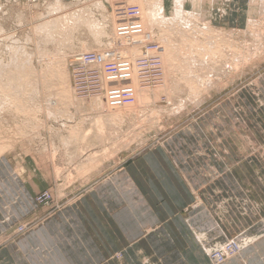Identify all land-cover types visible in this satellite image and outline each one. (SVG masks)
Returning <instances> with one entry per match:
<instances>
[{"label":"rangeland","instance_id":"rangeland-1","mask_svg":"<svg viewBox=\"0 0 264 264\" xmlns=\"http://www.w3.org/2000/svg\"><path fill=\"white\" fill-rule=\"evenodd\" d=\"M78 1H81V0H63V2L67 4H77L79 3ZM126 1H130V3H132L131 0H126ZM138 1L142 3L143 0H136V2H133V3H137ZM259 1L262 2V0H249V7L246 13L247 17L243 16L242 14L236 13V15L233 16L232 20L226 18L228 16H231L230 13L226 11L227 9L226 4L228 3L229 5L230 3V1L228 0H222V1L215 0L216 3L214 2L212 7H209L207 10H205L203 14L200 12L202 10V4L201 2L199 3V0H198L199 4L196 3L195 5H192V8H189L187 5L185 6L186 10L195 11L197 13V14H194V16L192 17H188L187 15L185 18L186 19L185 22H183V20L180 21L188 25H191V24L194 25V27L186 28L188 34L193 33V34L198 35L202 39H204L206 38V34H207L206 31L210 27H212L210 29L218 28L219 30H225L227 31V33H232V34H226V35L219 34V37H223V40H225V45L226 43L231 44L232 50L236 51L237 53L239 52L238 55L236 56L228 55L229 59L227 60L224 58V63H227V65L224 68H221L220 70L216 71L215 77L210 78V83L205 84L201 88V90L203 89L202 94H196L195 96L192 94V88L190 86L187 87V85H185L181 80H177L181 78V73L179 71H176L177 72L176 74V72L174 73L173 70L171 71L168 70L169 68L167 64L171 62V60H168L167 62L160 61L159 42L164 40L163 38H165L164 36L165 32L160 30L159 27L154 28V31H152V34L146 35L145 36L146 38L141 37V38H144L141 40L145 41V42L144 41L142 42L147 43V45L149 46L148 47L149 52L152 53V56H154L153 59L155 61L154 62L155 65H153L151 69L155 71L154 72L155 77L161 78L159 83H157L155 86L152 83L147 84V81H145L146 76L143 74L145 71L144 72L141 71L142 74L138 76V79H134L133 76L136 78V75L134 71L132 73V69L130 71H127L126 68L124 69L122 65L123 63H121L120 60L118 61L121 63V65L116 64L117 61L115 58L122 57V58L128 59L127 56L131 55V53L126 54L127 52H130L129 50H132L128 48H131V45L133 48L136 44V41L133 42V38L131 36H133V34L135 35L139 33H140L139 36L141 35L144 36L140 31L139 32L136 31L140 29V27L142 28L141 24L138 22V18H136L138 12L140 11V7H141V6L139 7L137 4L142 5L140 3L134 4V6L131 5L133 11L132 13L128 15L123 14L121 17H123L124 19L118 17V9L116 10V8H119L121 3L124 4L125 0H101L102 4L104 5V9L106 10V13L102 12L103 8H101L100 10H98L99 8H96V7H95L96 9L93 8V11L94 12L96 11L95 12L96 18L99 19L101 18L102 13L103 15L105 14L104 18L106 17L108 21L104 20V18L103 20L108 27L111 26V28L110 27L106 28V29H109L110 32L115 29V28L112 29L113 26L116 27L118 25L119 28L121 27V24L119 23V21H123L125 24L132 25V29L129 34L130 35L129 37L131 38V40L130 39L128 40L129 37L119 38L120 37L118 36L119 32L118 33L116 32V31H119V28H118V30H115V34L113 31L111 32L113 36L115 35L114 37L111 36L110 35L111 33L109 32H108V35H106L107 38H105L106 36L101 37V39L103 38L105 39V40L103 39L100 41L104 43V45L102 44L99 45L100 43H98L97 40H95L94 37H92V35H90L87 32L89 31V28L83 25L81 26L79 25V28L77 27L78 30L76 28L75 32L73 33V34L77 33L76 35H74V38L77 40H75L74 38L72 39L74 41L72 42V44H74L72 45L73 48L71 49V46L70 47L64 46V48L65 47L67 49L70 48L65 51L64 48L59 47V51H57V55H58V52H60L61 48H62L61 52L65 51L68 55L65 54L66 56L65 55L61 56V54H64V53H60V56L59 55L57 56V55H54L56 54V52H54L56 51L55 47L58 50L57 46H61V45H59V43H57L58 44L57 45L56 42L53 41V43L55 42L54 44L57 46H55L54 44L52 46V43L50 42L51 40L49 41L50 38L49 39L47 38L48 40L44 39L45 42L47 41L46 44L50 42L47 45H45V42H41L40 39L42 40L43 38H46V36L43 37L44 32L38 29V21H36V19L38 18L37 15H41V14L45 15L47 14L46 12L49 13L52 10L51 3L55 2V0H0V27L8 31V32L6 31L7 33L4 32L5 35L7 34L9 35L7 39H4V38L0 39V46L2 44V46L6 49V52H5V49L0 51V53L5 52L4 53L5 55L3 54L2 56H0L1 64L2 65L10 64L9 67L11 68L13 63H15L14 60L20 57L18 58V60H16V62L17 63L18 61L21 62V64L20 63L18 64H20L21 67H25V69L27 70V72L25 69L23 70V68L19 67L20 65H18L17 63H15L16 66L15 64L13 65L14 67H16L15 71L13 70V72L12 70L10 71L9 67L7 68L5 65L4 67L2 66L3 67L2 69L6 67V69L9 71L6 70L7 71L6 72L4 71L5 69L2 70L5 73L2 77L4 78V81H3L4 85H1V86L2 88H5V87L8 88L7 86L8 84L10 87H12L13 86L12 84H14V82L16 81H20V82H17L19 86L21 85L20 83H23L22 84L23 86L26 83H24L22 79L24 78V76L25 78H27V75H28V78L30 76H33V80L38 81V83H35V85L36 84L39 85V87L35 86L39 90L33 87L35 88L34 91L35 90L39 91V92L35 91L36 93L33 92L36 94L35 96L36 101L34 100L33 98L34 96L32 95L33 96V97L31 96L32 100L31 101L29 100V102L26 98L28 99L31 98L30 97L31 94L28 92L30 90L29 86L31 84H29V86L28 85L23 86V89L26 91V93L25 94L22 93L23 95L20 93V95L22 96L28 95V97L26 96L23 97L26 99L24 100L27 101L26 102L27 105L26 106L23 105L20 107L21 103L19 104L15 102V104L19 108L14 106L15 104L11 105L12 103H10L9 105L8 102L4 99V95H3L4 93L0 92L1 94L3 93L2 95H0V99H2V101L5 100L4 102H1V103H4L6 107L4 104H0V105L2 106L4 105L3 108H5L7 112L12 109L14 110L15 108V111L17 113L14 111L13 113H15L17 115L16 117H18L17 119L13 118L15 117V114L12 113L13 116L11 115L10 120H9V116L12 111H9L8 113H6L4 111L5 109H3L2 106H0L1 107L0 111H2L0 113L4 114V115L2 114L0 115V120H1L0 127H3L5 130L4 131L2 129L3 130L2 132L0 128V144H1L0 147L2 146L0 148V159L1 158L4 159V161L6 162L5 166L15 171L14 176L24 181L25 199L29 204V206L26 205L28 209L24 213V216H23L24 218L22 217L20 218L21 220L14 222L12 226H8L7 229L4 230L0 234V252L4 250H8L7 253H9V258L15 259V247L14 246H15L16 241H21V239L25 238L26 235H29L32 232L44 227L45 225L48 224L50 220L60 219L63 216V214H65V212L68 210H76V212H79V206H80L81 200L83 198H86V196H90L92 192L94 191L93 189L96 187V184H98L101 180H104L111 175L112 173L110 169L111 167L109 168L107 163L112 162L114 163V167L122 168L129 162H133L134 158L138 157V155L143 154L145 151L163 143L167 138H169L172 134H174V132H178L182 128L191 124L193 120H199L201 117L202 118L200 120H203L204 116L207 114L208 111L212 110V108L219 106L220 103L226 101L227 99L233 96L240 94L244 90H248L252 88L250 90V93H252L253 96L258 95L259 97L260 89L255 86L259 83V81L261 82L264 79V5H260L259 7L258 6ZM168 2H171V3H167L168 7L173 8V5H172L173 1L168 0ZM89 4H91L90 1H89ZM221 4H224L223 8L219 6ZM215 6H218V10L216 11L215 14L212 15L213 8ZM20 15L23 17H21ZM34 16L35 18L36 17L37 18L34 19ZM129 16L130 18L128 20L127 17ZM19 17L23 19L21 20L19 19ZM110 17H113V18L111 19ZM224 17L226 19L222 20V18ZM109 18L111 19V21ZM178 18H180V16H178ZM252 20H254V23L256 24V26L252 25L251 23ZM21 21H23L22 22L23 27L22 25H20ZM33 26L35 28L37 27L36 30L43 32V34L40 33L39 31L38 33H36ZM157 29H159V31ZM31 30L33 31L31 32ZM132 30L136 32L133 33ZM195 30H199V31L196 33ZM33 32L36 33L37 35L34 34ZM80 32L82 33L80 34ZM14 33H16V36ZM10 34L12 36H10ZM32 34H34V36ZM26 35L28 36V38H26ZM39 35L42 38H39ZM153 35H155V37H153ZM79 36H82V37H79ZM151 36L153 38H151ZM21 37H24L27 40L32 39L31 40L32 43L29 40H28L29 43L25 42L24 38H21ZM12 38L13 40H11ZM15 38L19 40L21 39V40L15 41L14 40ZM179 38H180L179 36H175L174 40H179ZM5 40H8V42L6 43ZM17 41L22 42V43H18ZM90 41H92V43ZM202 41H205V40H202ZM36 42L38 44H36ZM112 42H114L115 44ZM9 43L17 47L19 45L22 47L25 45L26 46H25V49H23L24 47L22 49H20L21 47H19V50H18L17 47L14 48V46L13 45L11 46ZM42 43L44 44L40 46ZM88 43L92 44L91 45L92 47L96 45L94 47H96L97 50L96 49H91L92 51L89 50L91 47ZM228 44L227 46H229ZM5 45H8V46H5ZM36 45H39V46H36ZM44 45L48 47L51 46L50 48L52 50L48 47H43ZM124 46L128 48L126 49ZM3 47H0V49H2ZM37 47H38V51H37ZM44 48L46 50L50 49L49 50L50 52L46 51ZM121 48L125 50L122 51ZM13 49H14V52H13ZM40 49L42 52H43V49L45 52H49L50 53L49 55H51V52H52V55L55 56L56 62L57 63L60 62L58 64L63 66V67H61L60 65L56 66L57 63L55 62L54 57L52 56H51L52 58L50 57V59L53 60V64L56 63L55 66H56L57 72L55 74H57V77L54 74L55 66L52 64V61H49V63L52 64L51 69L47 68L48 65H50L49 63H47L49 59V57H47L49 56L48 53L45 54V52H43L42 53L43 57L39 58L38 55L40 54L41 56ZM15 52H17V54H14L13 56L14 60H13L12 53H15ZM22 52H25L27 56L32 55V57L30 56L31 61L28 60L29 57L28 59H26L27 58L25 56L26 54L23 53V56L25 59L23 60L24 64H22V61L20 60V59H23V56L21 58ZM44 54L47 55L46 58L44 57ZM114 55H115V58H114ZM63 57L65 60L67 59L65 62H64ZM112 57L114 59H112ZM58 58H60V61H58L59 60ZM236 58L238 60H236ZM111 59H112L113 64L111 62ZM126 59H124V62L126 61ZM27 60L30 63L33 61L32 62L33 64L26 62ZM43 60L48 65L44 63ZM7 61L9 62L12 61V62L9 63ZM62 62L65 63L66 67L62 65ZM210 62L216 63V60L214 58H210ZM40 64H42L41 66L43 67V71L41 70L42 67L40 66ZM30 65L34 67L30 68L31 67ZM156 65L159 66L160 69ZM58 66L64 69L66 68V70L61 69ZM17 67H19L20 70H22V72L25 71V73L24 75H21L22 76L21 80H16L12 82L14 77L16 78L17 72L22 73L20 70L19 71L17 70ZM26 67L30 68L31 70L30 72L32 74L28 72L29 70ZM103 67H105L104 69H106V71L103 69ZM115 67L118 68L119 72H117V68ZM44 68H45V72H44ZM52 68H53V71H50L52 70ZM33 69L36 71H34ZM60 69H61V72H58V70L60 71ZM47 71L48 72L50 71V73H53L54 74L53 77L49 75L50 73H48V76H47V74H45ZM104 71L108 75L107 74L105 75ZM42 72H44L48 80H51L54 77L60 78V79L59 80L56 79L54 80V82H52L53 80H51L52 83H50L49 81H45L49 83V85L45 84L44 82L45 79L43 80V77H41L43 76V74L40 75ZM193 72H196V71H193ZM204 72L205 71H202L201 73L197 71V73H200L201 76H204ZM19 73L17 76L21 77ZM33 73L34 74L37 73L38 77L37 75L36 76L33 75ZM65 73H67V75ZM118 73H122V74L119 75ZM148 73L149 72H147L146 75H148ZM58 74L63 77L61 78ZM5 75H7V77ZM12 75H13V78L11 77ZM64 75L66 78L64 77ZM5 77L7 78L6 79V81H8L7 83H5ZM34 77H36L37 79H35ZM122 77L127 79V83H124L121 80ZM67 78H69L70 80ZM16 79H19V78H16ZM57 80L59 82L61 80L62 81L59 83L57 82ZM63 80L67 81V85L64 84L66 82L62 83ZM138 80H140V83L138 82ZM173 80H177V82H181L177 86L178 88L174 86ZM132 81L134 82L133 84H132ZM42 82L45 84V86L42 84ZM17 83H15V85ZM58 83L60 87L62 88L59 87ZM134 84H136V86L140 85V87L136 88ZM46 85L47 87L48 86L51 87V85H53L54 88H56L55 85H58L57 87L59 88V90L64 89L65 87V89L62 91H59L58 89L54 91L53 87H52L53 89L52 88L50 89H52L54 92L58 91L56 93L58 95H55V96H60L59 95L60 92L63 93V91L67 90L66 92H69L68 93L69 101L67 99V95H64V93L63 94L61 93L62 98L61 97L60 98L63 99L66 97L64 100L67 99L66 101L68 102H71L72 100H70V98H72L73 102L71 104L69 103L71 105V108L69 109L70 105L68 103L67 105L69 106L66 107L64 104L65 102H63V104L61 102L58 105L57 102H59L60 98L54 97L53 96L54 94L53 95L49 94L52 90L48 89L49 87L45 88ZM19 86L16 85V88L12 87L11 89L10 87L8 89L5 88L4 91L5 93L7 91H11L12 89H13L12 91H14V88H15V91L16 90L18 91V89L22 90V87L20 86L19 88ZM164 86H166V88ZM171 86L172 87L174 86V88L172 89ZM30 88L33 89L32 87ZM122 88H125V89H122ZM140 88L141 90H139ZM175 88L177 89L176 92H174ZM180 89H181V92H179ZM12 93L14 94L15 92H12ZM47 95L48 97H50L51 95V98L53 96L56 99V100H53L52 98V101H54L53 102L54 104L51 103V100L49 103L47 102L49 101V99H51V98L47 99L48 98ZM118 98L120 99L122 98L123 101L119 100ZM135 98L137 99V101H135ZM138 98L140 99V103L138 102ZM142 98L143 100L146 98L144 102H142L143 101ZM149 98L151 101L149 100ZM234 98L235 97H233V99ZM111 99L116 100V101H112ZM33 100L35 102H38L39 104L40 103L42 105L44 104V106H46V109L44 106L42 109H40L42 107L41 104L40 105L37 104V107H38V110H37L35 106L36 103L34 102L35 105L33 107H35L36 109H34L35 110L34 114H33V111L31 113L30 110H33V107L31 106L32 105L31 102L33 103ZM109 100H111V103H109ZM45 101L47 102V104L45 103ZM147 101H150V102H147ZM108 103L111 104L113 107H109L111 105L108 106L107 105ZM28 104L30 107H32L31 109L29 108ZM47 105H49L50 107L55 105L54 108H57L56 107L57 105L59 107L57 108V110L60 109L59 112H62L60 113V117L63 116V114H65L66 112L69 113L70 111L71 113L68 114L69 116L65 115L66 117H69L70 119L66 118L65 116L60 118L59 113L56 110H54V108H50V111L51 109L55 111L54 112L55 114H52L51 112L50 114L51 117H50V115L47 113L49 111V109H47L49 108V106ZM61 105L62 106L64 105L66 107V110L67 109L68 110L66 112H65V109L62 110V108L64 107H62ZM117 106H120L121 108L120 107L118 108ZM25 107H27V109ZM105 107L108 110H106ZM115 107H117V109H115ZM109 108L111 111L114 109L113 110V112L115 111L114 113L119 112V118H117L118 116H116L114 113L112 114V112L109 111ZM18 109H21V110L24 109L23 112L25 110L27 111L23 113L21 110L19 111ZM39 109L40 111L44 109V112L41 111L39 113ZM36 111H38V114ZM26 112H29L32 115L27 114ZM121 113L122 115H120ZM47 114L49 115V117ZM5 115L8 117H6ZM26 115H30V116L26 117ZM34 115H36L37 118H35ZM111 115L112 117H110ZM53 116L56 118H54ZM71 116H73V118H71ZM216 117L218 120L224 122V119L219 115V113L216 115ZM32 118L37 121H39L40 119L43 120L42 122L41 121L40 122L43 123L44 125H42L40 122L38 123L37 121H33ZM83 118H84V121L86 120L85 118H87L88 121H86V123H82ZM26 119L29 122L32 121L31 122L32 125H30L31 123H29V126H32L31 128L28 126V121L26 122ZM5 120H8L7 121L8 123H6ZM11 120L13 121V123L11 122ZM107 120L111 121V123L109 121L108 123ZM21 122L22 123L24 122L23 124L25 125H22ZM79 122H81L82 124L81 123L79 124ZM14 123L16 124L17 127L14 125ZM36 124L41 125V128H39V130L41 129L40 131L36 128L37 127ZM12 125L15 127L13 128ZM26 125L29 127L30 132ZM20 126H21V128H19L20 130L17 129ZM22 127L23 129L27 127L26 130L29 133L25 129L24 131H22L23 130ZM42 127H44V129ZM34 128H36L37 130ZM9 129L12 130L13 133L9 131ZM75 129H77L78 132L80 129V132L82 131L81 135L80 134L78 135V132H76ZM6 130L8 133L6 132ZM13 130L19 133L17 134ZM40 132H41V135L38 134ZM75 132L78 136L75 134ZM4 133L8 134L7 137H6V134ZM72 133L74 134V136ZM32 136H35L34 139ZM4 137L5 139H3ZM6 138L9 140V143L11 145V147L7 149L4 147L6 146ZM221 139L222 140L219 142L218 147L221 148V151L224 153V155L228 152L230 153V150H229L230 145L228 141L225 139V137L224 138L222 137ZM224 139H225V142H224ZM73 146L75 147L74 151H77L76 149L77 147H79V149H78L77 154L70 155L69 153L71 149L73 148ZM118 152L121 157L116 155ZM101 166L104 169L103 172H100L102 168L99 170H95ZM93 170L95 172H93ZM27 180H29L30 184L27 183ZM29 198L33 206L31 213H29V210L31 208ZM229 239L224 244H222L218 248H215V250L212 251L213 253H211L210 255L211 261L212 259H216L217 256H219L221 260L222 256L219 252H222V250L220 249L228 244ZM237 239H238L237 237L234 239L235 243ZM113 258L117 260L121 259L122 252H116L115 254H113L112 259Z\"/></svg>","mask_w":264,"mask_h":264},{"label":"crops","instance_id":"crops-1","mask_svg":"<svg viewBox=\"0 0 264 264\" xmlns=\"http://www.w3.org/2000/svg\"><path fill=\"white\" fill-rule=\"evenodd\" d=\"M228 1L226 18L247 17L249 0ZM255 87L259 97L242 91L122 168L107 163L111 175L79 212L68 210L16 241L15 259L4 250L0 264H214L210 253L236 237L248 245L219 264H264V79ZM222 137L230 145L225 155ZM5 163L1 158L0 234L29 206L24 181ZM116 252L121 259H112Z\"/></svg>","mask_w":264,"mask_h":264},{"label":"bare ground","instance_id":"bare-ground-1","mask_svg":"<svg viewBox=\"0 0 264 264\" xmlns=\"http://www.w3.org/2000/svg\"><path fill=\"white\" fill-rule=\"evenodd\" d=\"M89 1L91 2V4H89ZM173 1V8L172 7H168V5H167V3H171V2H168V0L166 1V0H143L142 1V3L141 2H137V3H140V4H142V5H139V4H137V3H133V2H136V0H131V2L132 3H130V1H126L125 0V2H124V4L123 3H121L120 4V6H119V8H116V10L118 9V17L119 18H123V17H121L123 14H126V15H128V14H130V13H132V7H131V5H133L134 6V4H137L139 7H140V11L138 12V14H137V17L136 18H138V22L141 24V26H142V28L140 27V29H138V30H136L137 32H141L144 36H139V34H133V36H131L132 38H133V42L134 41H136V44H135V46L132 48V45H131V48H128V49H132V50H129L130 52H127L126 54H129V53H131V55H128L127 56V58L128 59H126V58H115V55H114V58L116 59V64H120L121 65V63H123L122 65H123V68L125 69H127V71H130L131 69H132V73H133V71H134V73H135V75H136V78L133 76V78L134 79H138V76L140 75V74H142L141 73V71L142 72H144L143 74L146 76V78H145V81H147V84H149V83H152L154 86L157 84V83H159L160 82V80H161V78H158V77H155V75H154V70L153 69H151L152 68V66L153 65H155V61H154V56H152V53H150L149 52V49H148V45H147V43H144L145 41L144 40H141V39H144V38H141V37H145L146 35H149V34H152V31H154V28H156V27H159V29L160 30H162L163 32H165L164 33V36H165V38H163L164 40H162L161 42H159V44H160V51H159V54H160V61H162V62H167L168 60H171V62H169L168 64H167V66H168V70H173V72L175 73L176 71H179L180 73H181V78L180 79H177V80H181L185 85H187V87L188 86H190L191 88H192V94L193 95H195L196 96V94H202V91H203V89L201 90V88L205 85V84H208V83H210V78H213V77H215V75H216V71H218V70H220L221 68H224L226 65H227V63H224V58L227 60V59H229V57H228V55H232V56H236V55H238V53L236 52V51H234V50H232V45L231 44H228V43H226V45H225V40H223V37H219V34H222V35H226V34H232V33H227V31H225V30H219L218 28L217 29H210V28H212V27H210V28H208L207 29V34H206V38H204V39H202L201 37H199L198 35H196V34H188V32H187V30H186V28L187 27H194V25L193 24H191V25H188V24H186V23H182V22H180V21H182L183 20V22H185L186 21V16L188 15V17H192V16H194V14H197L195 11H189V10H186V8H185V6L186 5H190V6H192V5H195L196 3H198V0H172ZM217 1V0H216ZM222 1V0H221ZM79 3H77V4H67V3H64L63 2V0H55V2H53V3H51V6H52V10L48 13V12H46L47 14H45V15H43V14H41V15H37V19L35 18V16H34V19H36V21H38V29L39 30H41V31H43L44 32V35H43V37L44 36H46V38H43L42 40L40 39V41L41 42H45V40L44 39H46V40H48L49 38V41L52 43V46H53V44L56 42V44L57 43H59V45H61V46H57V45H55V46H57L58 47V50L56 49V47H55V50L56 51H54V52H56V54H54V55H57V51H59V47H62V48H64V46H71V49L73 48V46L72 45H74V44H72V42H74L72 39L74 38V35H76V34H73L74 32H75V29L78 27L79 28V25L81 26V25H83V26H85V27H88L89 28V31H87L90 35H92V37H94V39L95 40H97V42L98 43H100L99 45H104V43H102V42H100L101 40H103V39H101V37H103V36H106V35H108V32L109 33H111L112 31L114 32V34H115V30H118V25L115 27V26H113V28L112 29H114V30H112L111 32H110V30L109 29H106L108 26L105 24V22H104V20H107L108 21V19L106 18H104V16H105V14L103 15V13H102V15H101V18H96L95 17V12L93 11V8H99L98 10H100L101 8H103V10H102V12H105L106 13V10L104 9V5L102 4V2H101V0L99 1V0H81V1H78ZM121 2H123V1H121ZM201 2V4H202V10L200 11L202 14L204 13V11L205 10H207L209 7H212V5L214 4V2H215V0H199V3ZM119 3V2H118ZM198 3V4H199ZM216 3V2H215ZM259 5V7H260V5H264V0H262V2H260L259 1V3H258ZM50 5V4H49ZM137 5H135V6H137ZM145 7H144V6ZM95 8V9H96ZM106 8V7H105ZM144 8H146V9H144ZM46 9V8H45ZM45 12V11H44ZM37 14H39V13H37ZM101 14V13H100ZM109 14V13H108ZM255 14V13H254ZM22 15V14H21ZM20 15V16H21ZM107 15V14H106ZM114 15V14H113ZM178 16H180V18H178ZM21 17H23V16H21ZM108 17H109V15H108ZM117 17V16H116ZM103 18H104V20H103ZM111 19L113 18V17H110ZM109 18V19H110ZM128 18V20H129V18H130V16L129 17H127ZM19 19H21L20 17H19ZM23 19V18H22ZM21 19V20H22ZM111 19H110V21H111ZM124 19V18H123ZM125 19H126V17H125ZM120 20V19H119ZM23 21H21V24L20 25H22V27H23V23H22ZM116 22V21H115ZM129 22V21H128ZM37 23V22H36ZM109 23V22H108ZM119 23L121 24V27L119 28V31H116L119 35L118 36H120L119 38H127V37H129L130 35V31H131V29H132V25H129V24H125L123 21H119ZM251 23H252V25L253 26H256V24L254 23V20H252L251 21ZM28 24V23H27ZM113 24V23H112ZM117 24V23H116ZM29 25V24H28ZM25 26H27V25H25ZM82 26V27H83ZM250 26V25H249ZM34 27V26H33ZM81 27V28H82ZM110 28H111V26H109ZM108 27V28H109ZM78 28H77V30H78ZM88 28H87V30H88ZM134 28V27H133ZM138 28V27H137ZM34 29H35V31H36V33H38V31L36 30L37 29V27L35 28L34 27ZM83 29V28H82ZM159 29H157L158 31H159ZM25 30V29H24ZM30 30V29H29ZM7 30H5V29H3L2 27H0V39L1 38H4V39H7L8 38V34L7 35H5V33L4 32H6ZM23 31V30H22ZM33 30H31V32H32ZM85 31V30H84ZM84 31H82V32H84ZM133 31V30H132ZM136 31H133V33H135ZM196 31V33L199 31V30H195ZM8 32V31H7ZM6 32V33H7ZM11 32V31H10ZM40 32V31H39ZM43 32H40V33H42L43 34ZM82 32H80V34L82 33ZM162 32V33H163ZM34 33V32H33ZM36 33H34V34H36ZM15 34V36H16V33H14ZM27 34V33H26ZM31 34V33H30ZM34 34H32L33 36H34ZM87 34V33H86ZM159 34V33H158ZM29 35V34H28ZM37 35V34H36ZM41 35V34H40ZM40 35H39V38H42V37H40ZM84 35H85V33H84ZM111 36H113L112 35V33L110 34ZM7 36V37H6ZM10 36H12L11 34H10ZM20 36V35H19ZM42 36V35H41ZM115 36V35H114ZM113 36V37H114ZM175 36H179L180 38H179V40H174V37ZM14 37V36H13ZM32 37V36H31ZM35 37H37V36H35ZM76 37V36H75ZM79 37H82V36H79ZM83 37H85V36H83ZM113 37H111V38H113ZM153 37H155V35H153ZM152 36H151V38H153ZM161 37H162V35H161ZM10 38V37H9ZM21 38H24V37H21ZM26 38H28V36L26 35ZM26 38H24V40H25V42H28L29 43V41L32 43V39L31 40H27ZM34 38V37H33ZM38 38V39H39ZM48 38V39H47ZM88 38V37H87ZM105 38H107V36L105 37ZM110 38V37H109ZM118 38V37H117ZM146 38V37H145ZM158 38V37H157ZM35 39V38H34ZM75 39V38H74ZM86 39V38H85ZM84 39V40H85ZM91 39V38H90ZM131 40V38L129 37L128 38V40ZM175 39H177V38H175ZM11 40H13V38L11 39ZM15 41L16 40H19V39H14ZM21 40V39H20ZM19 40V41H20ZM27 40V41H26ZM44 40V41H43ZM58 40V41H57ZM75 40H77V39H75ZM79 40V39H78ZM81 40V39H80ZM88 40V39H87ZM105 40V39H104ZM109 40V39H108ZM115 40H117V39H115ZM122 40V39H121ZM124 40H126V39H124ZM127 40V41H128ZM151 40V39H150ZM202 40H205V41H202ZM2 41H4V40H2ZM6 41V43L8 42V40H5ZM10 41V40H9ZM48 41V42H49ZM53 41H55L54 43H53ZM86 41V40H85ZM89 41V40H88ZM93 41V40H92ZM92 41H90L91 43H92ZM114 41V40H113ZM126 41V42H127ZM142 41H144V42H142ZM147 41V40H146ZM18 42V41H17ZM24 42V41H23ZM24 42V43H25ZM47 42V41H46ZM46 42H45V45H47V44H49V43H47L46 44ZM105 42V41H104ZM109 42V41H108ZM129 42V41H128ZM12 43V42H11ZM18 43H22V42H18ZM27 43V44H28ZM112 43H114V42H112ZM115 43H116V41H115ZM114 43V44H115ZM10 44V43H9ZM36 44H38L37 42H36ZM44 43H42L40 46H42ZM82 44H84V43H82ZM85 44H87V43H85ZM89 45H90V49L89 50H91V49H96V47H94V46H96V45H94L93 47L91 46L92 44H90V43H88ZM94 44V43H93ZM132 44V43H131ZM227 44L229 45V46H227ZM11 45V44H10ZM13 45V44H12ZM11 45V46H12ZM16 45V44H15ZM22 45V44H21ZM43 46V47H48V46ZM51 45V44H50ZM89 45H87V46H89ZM129 45H130V43H129ZM5 46H8V45H5ZM14 46V45H13ZM26 46V45H25ZM25 46H14V48H18V50H19V47H21L20 49H25ZM36 46H39V45H36ZM0 47H3L2 46V44H1V46ZM51 47V46H50ZM50 47H48V48H50ZM105 47V46H104ZM108 47V46H107ZM125 47V46H124ZM7 48V47H6ZM9 48H10V46H9ZM27 48V47H26ZM62 48L60 49V52H58V55L60 56V53H64V54H61V56H63V55H65V54H67L65 51L66 50H68V49H70V48H64V52L62 51L61 52V50H62ZM89 48V47H88ZM88 48H87V50H88ZM102 48V47H101ZM126 48V47H125ZM126 48V49H127ZM3 49H5L4 47L2 48V49H0V51H2ZM45 49V48H44ZM44 49H43V52H45L44 51ZM51 49V48H50ZM49 49V50H50ZM122 49V48H121ZM10 50V49H9ZM12 50V49H11ZM46 50V49H45ZM49 50H46V51H49ZM52 50V49H51ZM97 50V49H96ZM123 50H125V49H122V51ZM24 51V50H23ZM25 51H27V50H25ZM37 51H38V47H37ZM37 51H36V53H37ZM40 51H41V49H40ZM84 51V50H83ZM82 51V52H83ZM92 51V50H91ZM5 52H6V49H5ZM5 52H1L0 54V56H2ZM11 52V51H10ZM13 52H14V49H13ZM18 52V51H17ZM17 52H15V53H12L13 55H12V59H13V56H14V54H17ZM42 51H41V56H40V54L38 55L39 56V58L41 57H43L42 55V53H43ZM50 52V51H49ZM49 52H45V54L46 53H48V55L50 54ZM7 53H8V51H7ZM20 53V52H19ZM23 53H25V52H22L21 54V58H22V56H23ZM40 53V52H39ZM26 54V53H25ZM34 54V53H33ZM44 54V57L46 58V56L47 55H45ZM89 54V53H88ZM103 54V53H102ZM117 54V53H116ZM120 54H122V53H120ZM5 55V54H4ZM7 55V54H6ZM9 55V54H8ZM54 55H52V52H51V55H49V56H47V57H49V59H50V57L52 56V57H54V60H55V62H56V59H55V56ZM57 55V56H58ZM68 55V54H67ZM27 58L26 59H28V57H29V61H31L30 60V56L32 57V55H30V56H27V54L25 55ZM66 56V55H65ZM71 56V55H70ZM117 56V55H116ZM150 56H152V57H150ZM11 57V56H10ZM15 57H17V56H15ZM34 57H35V55H34ZM51 57V58H52ZM18 58H20V57H18ZM18 58L16 59V60H18ZM113 57H112V59H114ZM210 58H214L215 60H216V63H211L210 62ZM3 59V58H2ZM6 59V58H5ZM25 58H24V56H23V59H20L21 61H22V64H24L23 62V60H24ZM44 59V58H43ZM48 59V62L47 63H49V61H52V64H53V60H49ZM59 60L58 61H60V58H58ZM63 59H64V57H63ZM62 59V60H63ZM112 59H111V62H112ZM124 59H126V61L124 62ZM7 60V59H6ZM8 60H9V58H8ZM14 60V59H13ZM16 60H14L15 61V63H17L16 62ZM26 61V62H29V61ZM67 60V59H66ZM65 59H64V62L66 61ZM118 60H120V62L118 61ZM236 60H238L237 58H236ZM3 61V60H2ZM38 61V60H37ZM41 61H42V59H41ZM174 61H176V62H174ZM7 62H9V61H7ZM10 62H12V61H10ZM9 62V63H10ZM33 62V61H32ZM30 63V64H33V63ZM43 62H44V60H43ZM64 62H62V65H64V67H66L65 66V63ZM3 63V62H2ZM15 63H13V65L15 64ZM18 63H20L21 64V62H19L18 61ZM17 63V64H18ZM39 63H40V61H39ZM44 63H46V62H44ZM46 63V64H47ZM57 63V62H56ZM56 63H54L53 65L55 66V64ZM58 63H60V62H58ZM56 64V66L57 65H60V64ZM4 64V63H3ZM20 64H18V65H20ZM25 64H27V63H25ZM50 64V63H49ZM52 64H50V65H48V69L50 68L51 69V65ZM103 64V63H102ZM112 64H113V62H112ZM115 64V63H114ZM5 65V64H4ZM4 65H2L1 64V60H0V92H3L2 94L4 95V99L8 102V104L10 105V103H12L11 105H13V104H15V102H17V103H21L20 104V107L21 106H26L27 105V101H25L26 99L28 100V102H29V100L31 101L32 100V97L34 98V100L36 101V92L39 90L37 87H35V86H38L39 87V85L38 84H36L35 85V83H38V81L36 80V81H34L33 80V76H30L29 78H28V75H27V78H25V76H24V78L22 79V76L21 75H24V73H25V71L24 72H22V70H20V68L19 67H21V65L19 66V67H17V70L19 71H21L22 73H19V72H17V75H18V73L20 74V76L21 77H18L17 75H16V78H19V79H16L15 77H14V79H13V81L12 82H14V81H16V80H21L22 79V81L24 82V83H26V84H24L25 86L26 85H28L29 86V84H33L32 86L30 85L29 86V89L31 90V92H30V90L28 91L30 94V99H28V98H23V97H25V96H22L23 94H25L26 93V91L23 89V86H22V84L23 83H20L21 85V87H22V90H20V89H18V91L16 90L15 91V88H16V85L17 86H19L18 85V83L17 82H20V81H16V82H14V84H12L13 86L12 87H15L14 88V91H7L6 93H5V88H2V86L1 85H4V78H2L3 77V75H4V73L5 72H3L2 70H4V71H6L7 69H6V67L8 68L9 67V65L8 64H6L5 66V68L4 69H2L3 67H4ZM8 65V66H7ZM12 65V69L10 68V71L12 70V72H13V70L15 71V69H16V67H14ZM42 64H40V66H41ZM46 65V66H47ZM66 65H67V63H66ZM3 66V67H2ZM15 66H16V64H15ZM23 66V65H22ZM25 66V65H24ZM31 66V67H30ZM30 66H28V67H30V68H33L34 66H32V65H30ZM50 66V67H49ZM56 66L54 67L55 69V71H54V74L57 72V70H56ZM61 66V65H60ZM58 66L59 68H61V67H63V66ZM157 66V65H156ZM13 67H14V69H13ZM28 67H26L29 71V73H31L30 71V68H28ZM42 67V66H41ZM158 68H159V66H157ZM19 68V69H18ZM21 68H23V70L25 69V67H21ZM39 68V67H38ZM59 68H57V69H59ZM105 67H103V69H104ZM115 68H117V67H115ZM47 69V70H48ZM61 69H64V68H61ZM61 69H60V71L58 70V72H61ZM160 69V68H159ZM175 69H177V70H175ZM16 70V71H17ZM26 70V69H25ZM34 70V69H33ZM32 70V71H33ZM41 70L43 71V67L41 68ZM64 70H66V68L64 69ZM63 70V71H64ZM105 71H106V69H104ZM164 70V69H163ZM162 70V71H163ZM7 71H9V70H7ZM6 71V72H7ZM34 71H36V70H34ZM50 71H53V68H52V70H50ZM50 71L48 72H46L45 74H47V76H48V73H50ZM62 71V72H63ZM105 71H104V73H105ZM167 71V70H166ZM193 71H196V72H193ZM197 71H199V72H201L202 73V71H205L204 72V76H201L200 75V73H197ZM26 72H27V70H26ZM44 72H45V68H44ZM44 72H42L40 75H42L43 74V76H41V77H43V80H44V82L45 81H49L50 83H52V82H54V80H56V79H60V78H49V79H51V80H53L52 82H51V80H48V78H46V75L44 74ZM66 72V71H65ZM117 72H119L118 71V68H117ZM147 72H149L148 73V75H146L147 74ZM15 73V72H14ZM13 73V74H14ZM28 73V74H29ZM38 73V72H37ZM34 74L33 73V75H37V77H38V74ZM128 73V72H127ZM130 73V72H129ZM131 73V74H132ZM179 73V74H180ZM6 74H8V73H6ZM12 74V73H11ZM10 74V75H11ZM32 74V73H31ZM53 73H50L49 75H51L52 77H53V75H54ZM61 74H63V73H61ZM66 75H67V73H65ZM96 74V73H95ZM107 73H105V75H106ZM119 75L120 74H122V73H118ZM170 74V73H169ZM176 74H177V72H176ZM45 75V76H44ZM56 75V77H57V74H55ZM59 75V74H58ZM108 75V74H107ZM133 75V74H132ZM6 77H7V75H5ZM15 76V75H14ZM50 76V77H51ZM60 76V75H59ZM69 76V75H68ZM5 77V83H7L8 81H6V78ZM12 78H13V75L11 76ZM61 78L63 77V76H60ZM64 77H65V75H64ZM164 77V76H163ZM168 77H169V75H168ZM10 78V77H9ZM11 78V79H12ZM35 79H37L36 77H34ZM66 78V77H65ZM70 78V77H69ZM69 78H67V79H69ZM119 78V77H118ZM30 79H31V81H30ZM41 79V78H40ZM64 79V78H63ZM66 79V80H67ZM166 79V78H165ZM10 80V79H9ZM42 80V81H43ZM57 80V82H59ZM70 80V79H69ZM78 80V79H77ZM119 80V79H118ZM121 80L124 82V83H127V79L126 78H121ZM164 80V79H163ZM177 80H173V84H174V86L176 87V88H178L177 86L181 83V82H177ZM11 81V80H10ZM10 81H9V83H10ZM33 81H34V83H33ZM41 81V80H40ZM62 81V80H61ZM60 81V82H61ZM120 81V80H119ZM137 81V80H136ZM144 81V80H143ZM59 82V83H60ZM64 82H66V83H64ZM69 82V81H68ZM138 82L140 83V80H138ZM3 83V84H2ZM15 83H17L16 85H15ZM59 83H58V85H59ZM62 83H64L65 85H67V81H65V80H63V82ZM134 82L132 81V84H133ZM42 84L45 86V84H48L49 85V83H47V82H45V84L42 82ZM64 84H63V86H64ZM70 84V83H69ZM85 84V83H84ZM165 84V83H164ZM203 84V85H202ZM213 84V83H212ZM15 85V86H14ZM54 85V84H53ZM53 85H51V87H47V85H46V87L45 88H48V89H50V88H52L53 87ZM58 85H55L56 86V88H52L54 91L56 90V89H58L59 90V88L57 87ZM62 85V84H61ZM135 86H136V84H134ZM133 85V86H134ZM138 85V84H137ZM202 85V86H201ZM7 86H8V88L10 87L8 84H7ZM20 86H19V88H20ZM71 86V85H70ZM174 86L172 87L171 86V88L173 89L174 88ZM212 86V85H211ZM12 87H10V89L12 88ZM30 87H35L36 89H38V90H35L34 91V89L35 88H33V89H31ZM59 87H60V85H59ZM138 87H140V85H138V86H136V88H138ZM165 88H166V86H164ZM183 87H184V85H183ZM8 88H6V89H8ZM60 88H62V87H60ZM67 88H68V86H67ZM66 88V89H67ZM69 88H71V87H69ZM153 88V87H152ZM151 88V89H152ZM174 89V92H176L177 91V89ZM25 89H26V87H25ZM47 89V90H48ZM52 89H50V90H52ZM64 89H65V87H64ZM64 89H61V90H59V91H62V90H64ZM122 89H125V88H122ZM121 89V90H122ZM158 89V88H157ZM159 89H160V87H159ZM162 89V88H161ZM183 89V88H182ZM46 90V91H47ZM51 91L49 94H51V95H53L54 97H61L62 98V95H61V93L62 92H60V96H55V95H58V94H56L57 92H54V91ZM139 90H141V88L139 89ZM148 90V89H147ZM154 90V89H153ZM163 90V89H162ZM161 90V91H162ZM170 90V89H169ZM179 90V89H178ZM49 91V90H48ZM67 90H65V91H63V93H64V95H67V99L69 98L68 97V93L69 92H66ZM129 91H130V89H129ZM165 91V90H164ZM173 91V90H172ZM12 92H15L14 94L12 93ZM27 92V93H28ZM33 92H35V93H33ZM39 92V91H38ZM54 92V93H53ZM66 92V93H65ZM179 92H181V89H180V91ZM20 93L22 94V95H20ZM62 93V94H63ZM132 93V92H131ZM1 93H0V95H2ZM38 94V93H37ZM48 94V95H49ZM143 94V93H142ZM48 95H47V97H48ZM51 95H50V97H48L47 99H49V98H51ZM121 95V94H120ZM135 95V94H134ZM139 95H141V94H139ZM52 96V98H53V100H56L54 97ZM26 97H28V95L26 96ZM39 97H40V95H39ZM38 97V98H39ZM70 97H72V96H70ZM79 97V96H78ZM122 97V96H121ZM1 98H3V97H1ZM37 98V99H38ZM52 98L51 99H49V101H47L48 103L50 102V100H51V103H53L54 101H52ZM58 98V99H59ZM60 98V100H59V102H57L58 103V105L62 102V104H63V102H65L64 104H65V106L66 107H68L72 102H73V99L72 98H70V100H72L71 102H68L69 101V99H68V101H66V100H64L65 98H63V99H61ZM130 98V97H129ZM140 98V97H139ZM138 98V102L140 103V99ZM147 98V97H146ZM145 98V99H146ZM25 99V100H24ZM44 99V98H43ZM46 99V100H47ZM57 99V100H58ZM78 99V98H77ZM119 100H121V101H123V99L121 98H118ZM118 99H117V101H118ZM125 99H126V97H125ZM128 99V98H127ZM131 99H133V98H131ZM144 99V100H145ZM1 101H0V104H4V103H1V102H4V101H2V99H0ZM33 100V103L31 102V106L33 107L35 104H34V101ZM40 100V99H39ZM79 100V99H78ZM112 100V99H111ZM111 100H109V103H111ZM142 100H143V98H142ZM144 100L142 101V102H144ZM149 100H150V98H149ZM112 101H116V100H112ZM135 101H137V99L135 98ZM151 101V100H150ZM150 101H147V102H150ZM23 102H24V104H23ZM47 102L45 101V103L47 104ZM56 102V101H55ZM108 102V101H107ZM137 102V103H138ZM141 102V103H142ZM36 103V108H37V110H38V107H37V104L38 105H40L38 102H35ZM67 103L69 104V105H67ZM107 104L108 106L109 105H111V104ZM54 104V103H53ZM5 105V104H4ZM3 105V106H4ZM103 105V104H102ZM120 105V104H119ZM0 106H2V105H0ZM3 106H2V108H3ZM14 106H16L17 107V105L15 104ZM28 106H29V104H28ZM41 108L40 109H42L43 108V106H44V104L42 105L41 104ZM47 106H49V105H47ZM62 106V105H61ZM64 105L62 106V107H64V108H62V107H60V108H62V110H64L65 109V112L68 110H66V107H65ZM72 106H73V104H72ZM105 106V105H104ZM169 106V105H168ZM5 107H6V105H5ZM32 107H30L29 106V108L31 109ZM45 107V109H46V106H44ZM55 107V105L54 106H52V107H50L49 106V108H47V109H49V111H50V108H54ZM56 107L57 108H59L57 105H56ZM109 107H113L112 105L111 106H109ZM118 108L120 107V106H117ZM117 107H115V109H117ZM180 107V106H179ZM184 107H185V105H184ZM1 108V107H0ZM13 108V107H12ZM17 108H19V107H17ZM22 108H24V107H22ZM26 109H27V107H25ZM35 107H33V110H30V112L32 113V111H33V114H34V112H35V110L34 109H36ZM57 108H54V110H56L58 113H59V117H60V113H62V112H59L60 111V109L59 110H57ZM71 108V105L69 106V109ZM106 108V107H105ZM121 108V107H120ZM181 108V107H180ZM3 109H5V108H3ZM40 109H39V113L42 111V112H44V109L43 110H41L40 111ZM112 109V108H111ZM19 111L21 110V109H18ZM24 110V109H23ZM23 110H21L22 112H23ZM29 110V109H28ZM106 110H108L107 108H106ZM114 110V109H113ZM113 110L111 111L110 110V108H109V111H111L112 112V114L115 112H113ZM178 110V109H177ZM181 110V109H180ZM6 113H8L9 111H12L11 112V114H10V116H9V120H10V117H11V115H12V113H13V111L14 112H16L15 111V108H14V110L12 109V110H9L8 112L6 111V109L4 110ZM3 111V112H4ZM18 111V112H19ZM25 111H27V110H25ZM24 111V112H25ZM47 112L49 115L51 114V112H52V114H55L54 112L55 111H53L52 109H51V111L50 112ZM179 111V110H178ZM0 112H2V111H0ZM23 112V113H24ZM37 112V114H38V111H36ZM17 113V112H16ZM20 113V112H19ZM27 114H30L29 112H26ZM71 112L69 111V113L68 112H66L65 114H63V116H61V117H64L65 115H68V114H70ZM118 113V114H117ZM2 113H0V115H1ZM8 114V115H9ZM13 114H15V113H13ZM47 114V115H48ZM111 114V113H110ZM116 116H118L117 118H119V112H116V113H114ZM2 115H4V114H2ZM25 115V114H24ZM30 115H32V114H30ZM30 115H26V117L28 116H30ZM49 115H48V117H49ZM108 115H109V113H108ZM107 115V116H108ZM114 115V116H115ZM120 115H122V113L120 114ZM6 116V115H5ZM4 116V117H5ZM13 116V115H12ZM17 115L15 114V117H13V118H18V117H16ZM35 116V118H37L36 117V115H34ZM55 116V115H54ZM53 116V117H54ZM69 116V115H68ZM74 116H75V114H74ZM6 117H8V116H6ZM5 117V118H6ZM20 117V116H19ZM50 117H51V115H50ZM58 117V116H57ZM60 117V118H61ZM66 117V116H65ZM110 117H112V115L110 116ZM121 117H123V116H121ZM121 117H120V119H121ZM54 118H56V117H54ZM66 118H69V117H66ZM71 118H73V116H71ZM108 118V117H107ZM116 118V117H115ZM114 118V119H115ZM16 119H15V121H16ZM33 119V118H32ZM58 119V118H57ZM70 119V118H69ZM86 120L84 121V118L82 119L83 120V122L82 123H86V121H88L87 120V118H85ZM109 119V118H108ZM123 119V118H122ZM29 120H30V118H29ZM72 120V119H71ZM96 120H98V119H96ZM113 120V119H112ZM116 120V119H115ZM1 121V120H0ZM6 121V123H8L7 121L8 120H5ZM28 120L26 119V122H27ZM33 121H37V120H34L33 119ZM42 122L43 120H39V121H37L38 123L39 122ZM109 120H107V122H108ZM114 121V120H113ZM117 121V120H116ZM119 121V120H118ZM122 121V120H121ZM11 122L13 123V121L11 120ZM18 122V121H17ZM32 121H28V126H29V123H31ZM40 122V123H41ZM81 122H79V124L81 123ZM98 122V121H97ZM110 123H111V121H109ZM108 122V123H109ZM120 122V121H119ZM22 123V122H21ZM24 123V122H23ZM22 123V125H25V124H23ZM34 123H36V122H34ZM37 123V124H38ZM81 123V124H82ZM105 123V122H104ZM117 123V122H116ZM36 124V128L39 130V128H41V125L39 124V125H37ZM42 125H44L43 123H41ZM95 124V123H94ZM14 125L16 126V124L14 123ZM18 125V124H17ZM21 125V124H20ZM30 125H32V123L30 124ZM78 125V124H77ZM15 126H13L12 125V127L14 128ZM27 126V125H26ZM27 126V127H28ZM34 126V125H33ZM39 126V127H38ZM11 127V126H10ZM17 127V126H16ZM26 127V128H27ZM30 128L32 127V126H29ZM29 127H28V130H29ZM46 127V126H45ZM1 128V131L3 132V130H4V128L3 127H0ZM19 128H21V126L20 127H18L17 129H19ZM26 128H24L25 130H26ZM36 128H34V129H36ZM43 129H44V127H42ZM54 128V127H53ZM75 128V127H74ZM79 128V127H78ZM3 129V130H2ZM5 129H7V128H5ZM22 129H23V127H22ZM21 129V130H22ZM24 129L22 130V131H24ZM36 129V130H37ZM52 129V128H51ZM73 129V128H72ZM80 129H81V127H80ZM80 129H79V132H80ZM101 129V128H100ZM20 130V129H19ZM18 130V131H19ZM41 130V129H40ZM39 130V131H40ZM74 130V129H73ZM76 130V132H78L77 131V129H75ZM105 130V129H104ZM5 131V130H4ZM9 131H11L12 132V130H10L9 129ZM13 131H15V130H13ZM27 131V130H26ZM6 132H7V130H6ZM16 133H17V131H15ZM28 132V131H27ZM29 132H30V130H29ZM28 132V133H29ZM33 132V131H32ZM31 132V133H32ZM76 132H75V134H76ZM78 132V135L80 134L81 135V133H82V131L79 133ZM8 133V132H7ZM13 133V132H12ZM19 133V132H18ZM17 133V134H18ZM35 133H36V131H35ZM3 134V133H2ZM4 134H6V133H4ZM38 134H40L41 135V132L40 133H38ZM73 134V133H72ZM7 135L8 134H6V137H7ZM11 135V134H10ZM77 135V134H76ZM77 135V136H78ZM3 136V135H2ZM19 136V135H18ZM36 136V135H35ZM35 136H32L33 137V139H34V137ZM38 136V135H37ZM73 136H74V134H73ZM72 136V137H73ZM17 137V136H16ZM82 137V136H81ZM10 138V137H9ZM14 138V137H13ZM12 138V139H13ZM74 138H76V137H74ZM80 138V137H79ZM2 139V138H1ZM3 139H5V137L3 138ZM2 139V140H3ZM19 139V138H18ZM23 139V138H22ZM37 139H38V137H37ZM70 139V138H69ZM14 140V139H13ZM32 140V139H31ZM67 140V139H66ZM72 140V139H71ZM18 141V140H17ZM67 142V141H66ZM68 143H69V141H68ZM1 145V144H0ZM2 147V146H1ZM0 147V148H1ZM6 149L7 148H10L11 147V145H10V143H9V140L6 138V146H4ZM70 150V149H69ZM72 150V149H71ZM46 153H47V151H46ZM100 161V160H99ZM101 162H103V161H101ZM99 169V168H98ZM248 243L249 242H247L246 244L244 243L243 244V242L241 243L240 241H239V239H237L236 240V243H235V241L234 240H229L228 241V244L227 245H225L223 248H221L220 250H222V252H219L220 254H221V260H220V258H219V256H217L216 257V259H212V261H213V263L214 264H219V263H221V262H223V261H225V260H229V259H231L232 257H234V256H236V255H238V254H240L241 252H242V248L243 247H246L247 245H248ZM213 253V252H212ZM210 255H211V253H210ZM226 258V259H225Z\"/></svg>","mask_w":264,"mask_h":264}]
</instances>
